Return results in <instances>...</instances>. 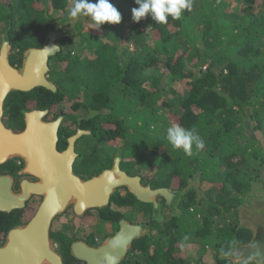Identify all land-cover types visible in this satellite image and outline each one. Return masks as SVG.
<instances>
[{
	"label": "trees",
	"instance_id": "16d2710c",
	"mask_svg": "<svg viewBox=\"0 0 264 264\" xmlns=\"http://www.w3.org/2000/svg\"><path fill=\"white\" fill-rule=\"evenodd\" d=\"M109 2L121 13V22L94 28L88 17L77 20L76 36L61 39L60 52L51 58L64 62L62 70L52 71L56 92L40 89L34 107L53 110L66 98L73 111L90 114L82 127L93 131L96 143L84 156L86 178L109 169L123 148L121 169L153 188L177 184L183 191L190 181L203 182L196 212L203 216L208 241L214 218L224 213L235 218L264 170V0H191L190 9L166 24L150 16L134 22V0ZM71 3L0 0V44L7 32L11 65L20 66L25 51L42 47L47 17L60 19ZM16 93L5 109L17 120L11 126L22 129L21 110L27 107L20 101L23 93ZM176 124L194 127L203 148L193 145L191 155L173 150L166 130ZM184 196L180 208L187 218L198 203L194 190ZM110 202L119 208L138 203L127 191H117ZM102 212V222L112 214L109 208ZM121 218L127 216L118 210L110 217L114 228ZM168 228L163 245L172 251L174 235ZM216 232L224 243L232 242L235 228L224 224ZM64 238L67 249L71 239ZM150 243L146 238L137 248L149 254Z\"/></svg>",
	"mask_w": 264,
	"mask_h": 264
},
{
	"label": "water",
	"instance_id": "95a60500",
	"mask_svg": "<svg viewBox=\"0 0 264 264\" xmlns=\"http://www.w3.org/2000/svg\"><path fill=\"white\" fill-rule=\"evenodd\" d=\"M47 19L48 33L42 47L25 51L21 67H14L9 62L11 45L7 32L0 44V164L13 157L21 158L26 164L24 172L39 181H24L21 194L13 196L9 191L11 179L2 176L0 200H12L15 208H19L33 195L42 197L29 222L9 231L6 243L0 247V264H63L56 251L58 246L50 238V230L53 221L70 207L79 216L88 210L103 209L117 191L126 189L136 201L152 205L153 217L160 220L158 196L170 205V202H178L193 186H197L189 185L183 191H174L169 188L152 189L151 183L142 184L141 177L129 175L121 169L123 148L115 153L109 169L89 179H82L73 172L72 165L77 156L74 141L83 132L71 137L68 148L59 152L58 129L62 117L46 122L43 119L47 110L24 112L25 126L20 132L5 127L2 121L3 107L10 94L26 93L37 88L56 92L55 85L47 78L48 62L60 52L61 48L56 42L65 37H74L77 32L75 27L67 26L68 19ZM11 208L0 206L6 211ZM239 211L240 226L251 232L253 238L244 246L237 245L236 252L228 258L235 264L242 261L264 264V205L252 209L241 208ZM149 232L150 227L146 224H131L122 219L118 231L101 245L90 247L83 242H74L71 253L85 264H120L133 242Z\"/></svg>",
	"mask_w": 264,
	"mask_h": 264
},
{
	"label": "flooded vegetation",
	"instance_id": "af4514ba",
	"mask_svg": "<svg viewBox=\"0 0 264 264\" xmlns=\"http://www.w3.org/2000/svg\"><path fill=\"white\" fill-rule=\"evenodd\" d=\"M71 4H69L61 18L68 19V22L71 20L69 19L68 15L65 14V11L67 8H70ZM67 17V18H66ZM60 18V19H61ZM56 19V18H52ZM80 19V18H79ZM78 19H76L77 21ZM75 25V24H74ZM75 27V26H74ZM60 47H61V41L56 42ZM10 62V59H9ZM64 62H55V60H49L48 65H49V72L47 74V78L49 81H51L54 85L53 81V72L54 70H62ZM11 64V63H10ZM22 64V60H21ZM20 66H14V67H21ZM13 66V65H12ZM56 87V85H55ZM40 89L43 88H37L32 91L23 93V96L20 101L25 102L26 105L24 110H21L22 114V120H23V128L22 129H16L14 128L13 121H17L16 119H13L15 116L14 114H10L6 111L5 109V104L3 107V124L5 125L6 128L12 130L13 132H20L24 129L25 126V121H24V112H29L32 110H41L35 108V103L36 101L34 98L38 96L42 91ZM57 89V88H56ZM46 90V89H44ZM51 92V91H50ZM55 93V92H52ZM17 95V93H12L10 94L7 99L12 98V96ZM45 95V94H42ZM17 96L13 99V102L16 101ZM6 99V101H7ZM12 100V99H11ZM66 100V98L64 99ZM63 100V101H64ZM5 101V102H6ZM62 101V102H63ZM59 102L55 105L53 110L50 109H42V110H47V115L44 117V121H53L57 119L58 117H62L61 124L58 129V143H57V149L59 152L65 151L68 148V140L76 135L78 132H83V134L80 135L75 141H74V152L76 153V158L73 161V172L81 177L82 179H89L86 178L82 171V165L83 163L87 164L85 162V154L89 152V149L91 148V142L90 139L93 138V131L90 129H85L82 127V125L85 126L84 121L88 119L87 116L90 117V114H86V112H82V115L79 116L77 114V111H73L71 108V113H65L64 110H58V106L62 103ZM72 105V104H71ZM57 116L55 117V115ZM118 151V150H117ZM116 151V152H117ZM115 152V153H116ZM115 155V154H114ZM25 162L18 157H13L4 162L3 164H0V177L6 176L11 179V184H10V194L13 196H18L22 192V184L24 181L30 182V183H37L39 182L38 179H36L34 176L28 175L24 172L25 169ZM86 165H84L85 168ZM121 167V165H120ZM103 171V170H102ZM98 175V174H97ZM141 177V176H139ZM142 179V184H147L144 182L143 178ZM197 182V181H196ZM150 183V182H148ZM190 183L188 184V186ZM152 189H158V188H153L151 185ZM199 186H193L192 190L196 192V204L194 208H189L188 211V216L193 217V214H195L194 218L199 221V224L197 226L198 230V236H201L202 238V228L201 225H204V219L202 214H199L196 212V210H199L202 205H200L199 202L202 200L203 193H201V189H199ZM171 190L175 189L173 187L169 188ZM176 190H179L178 188ZM124 191H127L126 189H120L119 192L124 193ZM128 192V191H127ZM129 193V192H128ZM185 197V196H184ZM182 197L178 202H170V205H167V202L164 198L158 196L156 200L159 202L161 205L160 208V214H161V219L157 220V217H153L152 211H153V206L151 205L150 210H148V206L143 207L140 202L134 203L132 206L129 207H115L111 204L109 201V205L106 208L103 209H93V210H88L86 211L83 215H76L75 212L73 211L72 207L68 208L66 212L63 215L58 216L52 223L51 225V230H50V238L54 240L53 236H55L56 244L58 248L56 251L62 258L63 264H85L84 262L78 260L75 258L72 253H71V248L72 244L74 242H83L87 244L90 247H97L103 243L108 237L113 236L117 231H118V224L120 220L124 219L127 222L131 224H146L150 227V232L141 238L135 240L131 246V248L128 250V253L126 257L124 258L123 261H121L120 264H152L155 262L156 264H165V263H173V264H235L232 260H230L228 257L229 256H223L220 252L221 248H226L229 245V241L226 240L224 243L223 240L219 237H214L211 233L209 234V243H206L205 245H202V241L199 242L198 238L195 237L194 241H186L184 244H177L173 243V248L172 251L168 247H165L163 245V240L165 238L164 231L165 227L168 226L172 232L173 235L176 234L178 230V221L179 219L182 218V215L184 214V210L180 208V204ZM42 200V197L38 196H31L29 197L23 204L22 207L15 208V204L12 200L8 199H3L0 200V206L2 207H7L11 206V210L6 211L3 209H0V247H2L6 243L7 235L9 231L13 228H16L17 226L13 224H25L29 222V220L32 218V216L35 214L40 202ZM13 203V204H12ZM169 204V203H168ZM14 206V207H13ZM254 205L250 203L249 201L246 200V202L237 208L236 211V217L229 216L228 220L224 223L227 224L229 227L234 226L235 228V233H232L231 237L233 238L232 241H235L234 249H233V254L236 252L237 245L238 246H244L248 243L253 238V234L251 232L249 236L244 235L241 233L243 227L240 226V209L241 208H246V209H251L253 208ZM110 210L109 216L105 217V221H101V215H103V210L108 209ZM147 209V210H146ZM120 211L123 215H127V218H121L117 221V228H114L113 222H111L110 217L115 215V212ZM149 211V212H148ZM187 216V218H188ZM219 218V217H217ZM217 218H214L213 224L211 225V232L215 233L216 229L221 228L223 225H218V220ZM222 218V217H220ZM79 220L82 221V225L80 228H77L76 230H72V233L70 231L68 232L67 230L69 227L68 220ZM232 219V220H231ZM64 220V222H60ZM59 221V226H54V222ZM66 221V222H65ZM12 227L10 228V226ZM177 225V226H176ZM19 227V226H18ZM204 234L206 235V231L204 230ZM170 237H172L171 234H169ZM64 236H66L69 239H71V242L69 243V246L67 249H65L64 244L66 243L67 240H65ZM63 239L61 242L59 239ZM149 238L150 241H153L155 244V247L150 243V249H149V254H144L139 251L137 248V243L143 242L144 239ZM54 240V241H55ZM93 244H92V243ZM61 243V244H60ZM158 247H162L159 249ZM188 250V252H186ZM170 251V261L166 259L167 252ZM232 254V255H233ZM153 259V260H152ZM239 264H255L254 262H249V261H242Z\"/></svg>",
	"mask_w": 264,
	"mask_h": 264
},
{
	"label": "clouds",
	"instance_id": "9594fccd",
	"mask_svg": "<svg viewBox=\"0 0 264 264\" xmlns=\"http://www.w3.org/2000/svg\"><path fill=\"white\" fill-rule=\"evenodd\" d=\"M134 3L138 7L131 10L132 18L137 23L146 16H150L155 23L166 24L169 17L179 19L183 10L192 7L191 0H134ZM67 15L69 19L81 16L88 17L94 28H99L105 23L119 24L122 18L121 13L109 0H97L95 3L90 2V0H72ZM166 140L173 150L182 149L187 155H191L193 145L197 149H201L204 146L203 139L194 127L187 129L178 124L167 128ZM235 243V241L230 242L227 249L221 248V254L223 256H231Z\"/></svg>",
	"mask_w": 264,
	"mask_h": 264
},
{
	"label": "rangeland",
	"instance_id": "374dc122",
	"mask_svg": "<svg viewBox=\"0 0 264 264\" xmlns=\"http://www.w3.org/2000/svg\"><path fill=\"white\" fill-rule=\"evenodd\" d=\"M72 4V3H71ZM50 15V14H49ZM54 18V17H52ZM61 18V17H60ZM79 18H83V16L79 17ZM79 18H75V19H71L68 23H67V26H75V22H76V19L79 20ZM1 27V26H0ZM85 27L86 26V23H85ZM4 35V34H3ZM2 35V37H3ZM75 37V36H74ZM1 41H2V38H1ZM86 53H88V50H85L83 52V55H85ZM88 55V54H87ZM64 67V65H63ZM62 67V68H63ZM72 103L68 100H64L57 108V111L58 110H64L65 113H71V105ZM79 116L82 115V112H80V114H77ZM90 142H91V145H94L96 143V140L94 138L90 139ZM153 172V171H152ZM152 174V173H151ZM150 175V174H149ZM260 177L258 179V181H256L254 184H253V187L251 189V191L247 194L246 196V200L249 201L250 203H252V205L256 206V207H261L262 205H264V170L261 171V173L259 174ZM203 183V182H202ZM200 184L199 182H196V181H190V185H194V184H197V186H199L201 189V193L204 192V189H205V185L204 184ZM176 184V183H175ZM177 185V184H176ZM173 186V188L175 189L176 191V187L177 186ZM204 196V194H203ZM252 209V208H251ZM128 214H126L127 216ZM228 216L227 214L224 213L223 217L222 218H217L216 220H218V225H223L227 220H228ZM83 221V220H82ZM82 221H79V220H68V229H64V230H67L68 232L70 231V233H72V230H76L77 228H80V226L82 225ZM60 222H64V220L60 221ZM66 222V221H65ZM178 224V230L176 232V234L174 235V242L177 243V244H184L186 243V241H194L195 237L198 238V241L199 242H207L209 243V240L208 241H205V234H204V229H205V226L201 225V228H202V238L201 236H198V230L196 229L198 224H199V221L196 220L193 217L191 216H188V218H181L179 219V221L177 222ZM59 224V221H55L54 222V226H57L58 228V225ZM74 233V232H73ZM72 233V234H73ZM217 236V232L214 233V237ZM220 237V236H219ZM194 238V239H193ZM92 243V242H91ZM164 243V241H163ZM93 244V243H92ZM151 244L155 247V244L153 241H151ZM159 249H161L162 247H158ZM188 252V250L186 251Z\"/></svg>",
	"mask_w": 264,
	"mask_h": 264
}]
</instances>
